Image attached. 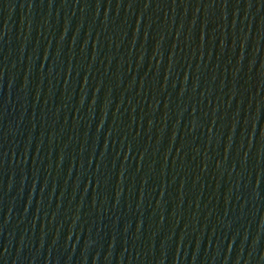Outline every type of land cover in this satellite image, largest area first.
Returning a JSON list of instances; mask_svg holds the SVG:
<instances>
[{
  "label": "water",
  "instance_id": "obj_1",
  "mask_svg": "<svg viewBox=\"0 0 264 264\" xmlns=\"http://www.w3.org/2000/svg\"><path fill=\"white\" fill-rule=\"evenodd\" d=\"M0 16L264 149V0H0Z\"/></svg>",
  "mask_w": 264,
  "mask_h": 264
}]
</instances>
